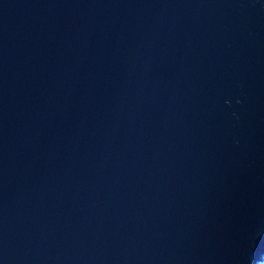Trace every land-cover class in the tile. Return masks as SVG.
<instances>
[{"label": "water", "instance_id": "1", "mask_svg": "<svg viewBox=\"0 0 264 264\" xmlns=\"http://www.w3.org/2000/svg\"><path fill=\"white\" fill-rule=\"evenodd\" d=\"M264 0H0V264H263Z\"/></svg>", "mask_w": 264, "mask_h": 264}, {"label": "trees", "instance_id": "2", "mask_svg": "<svg viewBox=\"0 0 264 264\" xmlns=\"http://www.w3.org/2000/svg\"><path fill=\"white\" fill-rule=\"evenodd\" d=\"M264 264V263H263Z\"/></svg>", "mask_w": 264, "mask_h": 264}]
</instances>
